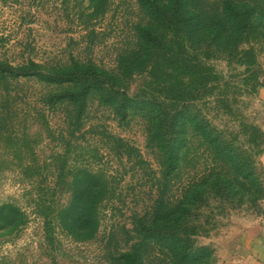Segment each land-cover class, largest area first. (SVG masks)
<instances>
[{
    "label": "rangeland",
    "instance_id": "rangeland-1",
    "mask_svg": "<svg viewBox=\"0 0 264 264\" xmlns=\"http://www.w3.org/2000/svg\"><path fill=\"white\" fill-rule=\"evenodd\" d=\"M222 1L183 0L198 14L195 49L222 77L196 111L226 148L254 159L256 183L217 157L183 110L144 94L147 69L131 52L150 19L136 0H0V61H33L44 74H0V264H234L244 236L264 242V0H233L248 14L243 37ZM91 65L115 85L92 84ZM65 71L84 79L57 82ZM172 132L185 142L166 178L157 138ZM174 211L188 217L177 223Z\"/></svg>",
    "mask_w": 264,
    "mask_h": 264
},
{
    "label": "trees",
    "instance_id": "trees-1",
    "mask_svg": "<svg viewBox=\"0 0 264 264\" xmlns=\"http://www.w3.org/2000/svg\"><path fill=\"white\" fill-rule=\"evenodd\" d=\"M136 1L150 19V24L137 25L136 34L140 46L138 50L131 52L134 63L139 65L138 68L143 67L145 71L147 69L146 73L149 80L144 94L148 98L151 94L159 95L165 102L171 103L175 113H180L183 110L182 116L187 118L188 127L192 131H200L202 139L213 144L215 150L218 149L217 157H225L237 176L247 182L255 181L256 183L257 169L254 159L241 148L234 146L226 148V142L222 140L223 135H214L209 130L204 113L202 111L197 113L196 111L198 103L208 104L209 94L213 93L216 87H219L222 79L215 67L206 58L202 59L200 51L194 47L196 36L194 22L198 18V14L185 10L183 0H168L166 3H162L160 0ZM221 12L231 20L236 35L239 34L243 37L248 29L247 11L240 10L233 0H223ZM159 29H162L163 32L160 33ZM245 52L251 54L249 51ZM252 63L255 64L253 56ZM41 69L42 66L33 61L21 66L0 61V74L12 79L44 77ZM87 70L91 76L85 77H88L92 84H98L104 90L115 85L113 82L115 74L104 70L101 72L94 65H91ZM65 72H57L59 75L57 82L71 84L84 79H77V76L82 72ZM48 78L54 79L52 75H49ZM71 99L78 100L82 109L87 101L86 95L82 100L77 97L76 93L72 94ZM117 111L126 117L127 112L124 107H119ZM169 112L166 114L162 111V116L170 115ZM157 133L159 131L155 132V134ZM177 134L178 132H172L171 137H168L167 140L159 138L160 136L157 138L164 153L162 165L166 178L172 177L181 164V154L178 147L181 142L180 146H183L185 141L177 139ZM263 153L261 150L258 155ZM215 181L217 186H220L221 189L224 188L220 179ZM194 192L197 193L196 189ZM184 211H174V216H172L174 221L177 223L184 221L188 217ZM156 219L157 216L155 215L153 221ZM142 225L145 226L144 220ZM128 255L130 258H134L133 255Z\"/></svg>",
    "mask_w": 264,
    "mask_h": 264
},
{
    "label": "crops",
    "instance_id": "crops-1",
    "mask_svg": "<svg viewBox=\"0 0 264 264\" xmlns=\"http://www.w3.org/2000/svg\"><path fill=\"white\" fill-rule=\"evenodd\" d=\"M264 68V61H263ZM258 99L264 103V87H262L258 93ZM262 129L264 130V124L262 125ZM260 162L264 166V153L260 157ZM248 236H244L242 243V251L239 261L234 262V264H264V242L259 240L258 238L255 240L251 237V240L247 238ZM250 245L252 246L250 248ZM253 249L252 252L247 251V249ZM243 258V259H241Z\"/></svg>",
    "mask_w": 264,
    "mask_h": 264
}]
</instances>
